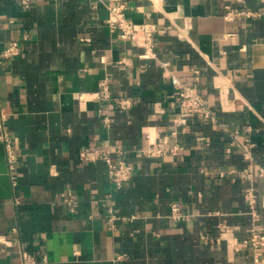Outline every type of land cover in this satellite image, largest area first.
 Masks as SVG:
<instances>
[{
  "label": "crops",
  "instance_id": "0c3cea01",
  "mask_svg": "<svg viewBox=\"0 0 264 264\" xmlns=\"http://www.w3.org/2000/svg\"><path fill=\"white\" fill-rule=\"evenodd\" d=\"M102 1L0 0V50L27 36L18 55L0 58L16 152L10 177L0 144V235L17 237L32 264H264V246L246 241L264 234V0H123L128 18L159 26L154 58L106 25ZM159 61L214 121L194 115L171 134L177 87ZM103 78L105 99L95 96ZM120 97L131 100L123 112ZM232 131L250 159L230 145ZM114 144L113 157L132 165L121 187L102 161L79 158ZM154 145L174 152L146 155ZM61 192L77 199L74 211ZM171 201L188 216L170 218ZM0 264H21L19 248L0 243Z\"/></svg>",
  "mask_w": 264,
  "mask_h": 264
},
{
  "label": "built area",
  "instance_id": "2783aa9c",
  "mask_svg": "<svg viewBox=\"0 0 264 264\" xmlns=\"http://www.w3.org/2000/svg\"><path fill=\"white\" fill-rule=\"evenodd\" d=\"M28 0H22V3L26 4ZM106 11L107 16L105 19L106 25L115 30L117 37L123 40H129L134 44L142 48V52L139 54L140 58H154L155 54L153 47L156 41V35L159 32V26L156 22L146 20L136 22L128 18L125 14V5L123 0H104L102 1ZM246 15L253 16L255 13L251 11H246ZM27 38L26 34H23L22 40ZM22 40H11L7 46L0 50V58H8L16 56L20 53L22 47ZM83 40H88L83 38ZM160 67L165 72V76L169 77L172 84L177 87V110L172 119V130L171 134H175L178 129L183 130L187 120L194 116L199 115L203 119H209L214 121V116L211 114V109L209 105L205 102L204 97L195 89L193 85L188 82H181L176 76L168 71V62L159 61ZM97 98H107L109 96L108 83L105 78L100 80L99 89L95 93ZM118 111L123 112L130 108L131 100L129 98L120 97L117 99ZM6 114L0 107V144L5 152V159L8 168V172L11 176L13 169V162L16 159V152L12 145L10 134L5 127ZM103 123L106 126L110 125V119L107 116L102 118ZM231 139L229 141L230 145L239 147L242 151V155L246 159L251 158L250 147L251 144H244L238 141L237 133L232 131ZM145 154L148 156H161L168 152H174V147L165 148L161 146H148L145 148ZM113 152L122 154V149L120 144H114L111 148L109 146L103 147H93L86 150H81L79 152V158L88 162L102 161L107 165L109 176L111 181L116 187H121L125 182H127L132 175V165L130 162L126 161L124 158H114ZM244 178L253 177V168L248 167L244 172L241 173ZM258 176L264 179V168H258ZM59 198L66 205L69 211H74L77 204V199L73 196L66 195L61 192ZM244 199L246 204L255 216L254 205L256 203V195L253 192L252 187H248L244 192ZM109 225L112 226V221L115 218L111 210H109ZM168 216L173 220H181L186 218L188 214L182 211L181 206L176 201H171L169 203ZM133 216H130V218ZM15 233L16 228H12ZM253 247H263L264 246V234L259 231H252L249 238L246 239ZM0 243L6 246L15 245L19 248V254L21 258V264H32L34 262V257L23 247V243L17 238L6 239L4 236L0 235ZM125 254L119 255L118 257H125ZM254 264H258V258L255 256Z\"/></svg>",
  "mask_w": 264,
  "mask_h": 264
}]
</instances>
